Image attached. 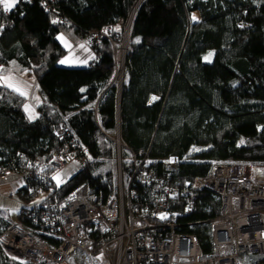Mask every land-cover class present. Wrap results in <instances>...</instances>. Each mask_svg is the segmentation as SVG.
Listing matches in <instances>:
<instances>
[{"label":"trees","instance_id":"obj_1","mask_svg":"<svg viewBox=\"0 0 264 264\" xmlns=\"http://www.w3.org/2000/svg\"><path fill=\"white\" fill-rule=\"evenodd\" d=\"M193 11L200 12V22H191ZM133 12L121 82L107 39L89 44L95 53L89 65H58L67 52L60 33L78 42L105 25L127 22ZM0 18L7 20L0 32V168L43 172V162L62 145L56 131L65 121L89 148L64 185L56 186L53 177L47 189L38 182L15 188L27 201L34 199V187L37 197L45 195L22 207H63L85 183L110 195L117 147L101 128L114 137L119 127L127 146L154 160L175 157L178 164L169 172L175 185L207 174L216 161L264 163V0H20ZM10 61L37 80L44 103L35 120L25 111V98L2 82ZM193 147L200 151L190 156ZM186 155L188 161L179 163ZM123 167L129 179L128 162ZM163 171L160 165L158 173ZM135 183L137 197L146 198L149 189ZM178 204L183 210L185 202ZM177 206L172 210L180 211ZM219 214V199L203 190L195 210L179 219V230L200 238L204 258L211 251V220ZM12 224L0 216V234ZM71 259L78 262L79 254ZM0 264L38 263L17 260L0 244Z\"/></svg>","mask_w":264,"mask_h":264},{"label":"built area","instance_id":"obj_2","mask_svg":"<svg viewBox=\"0 0 264 264\" xmlns=\"http://www.w3.org/2000/svg\"><path fill=\"white\" fill-rule=\"evenodd\" d=\"M0 14L10 15L3 12L2 5ZM133 16L134 12L123 24L105 25L83 37L86 43L110 41L120 82ZM5 26L7 20L0 18V32ZM101 130L117 147L114 191L104 197L85 183L63 207L46 206L40 212L22 207L18 221L0 234V244L8 254L38 264L64 262L77 254L78 264H264V164L217 161L207 174L196 176L184 185H175L169 181V172L178 164L175 157L161 162L154 160L148 153H137L127 146L119 127L114 137ZM56 134L61 137L62 145L51 160L43 162V172L25 167L16 172L0 168V177L6 179L10 173L16 174L17 190L25 183L32 186L35 182L47 189L53 179L51 170L84 160L89 148L81 143L67 121ZM123 150L129 155L124 156ZM126 162L129 179L124 177ZM160 165L164 168L161 174ZM31 177L33 180H29ZM135 181L149 189L146 198L137 197ZM37 188L31 189L30 197L35 196ZM203 190L210 191L220 201V214L211 220L212 245L206 258L200 238L178 229L179 219L195 210L198 193ZM181 201L185 202L183 210L178 204ZM173 205H178L180 211H173ZM25 220H31L49 237L44 239L35 234L33 226ZM23 242L27 244L22 246Z\"/></svg>","mask_w":264,"mask_h":264},{"label":"crops","instance_id":"obj_3","mask_svg":"<svg viewBox=\"0 0 264 264\" xmlns=\"http://www.w3.org/2000/svg\"><path fill=\"white\" fill-rule=\"evenodd\" d=\"M19 4V0L15 7ZM3 6V5H2ZM15 7L7 10L6 12H11L15 9ZM4 10V7H3ZM5 11V10H4ZM58 37V36H57ZM59 42L62 46L67 50V54L65 57L59 60V64L68 66V67H78V66H87L89 65L95 58V53L89 44H85L82 41H74L71 37L67 35H60L58 38ZM64 61V63H61ZM6 74L2 77V82L8 87V84L13 85V87H9L16 92H20L24 96L28 97L27 102V110L28 107L31 109L28 110L29 115H32V108L39 106L44 99H42L39 85L34 76L30 75L29 72L23 71L16 61H10L5 64ZM24 74H28L27 77L29 79H25L23 77ZM32 82V83H31ZM16 89H19L17 91ZM154 97V96H153ZM35 98L36 100H34ZM153 102V98H151L150 103ZM38 108V107H37ZM33 120H35L38 116L37 109L34 111ZM32 118V117H31ZM18 181V176L14 173L10 174L6 179L0 178V193H13L16 192L15 183ZM24 206V205H23Z\"/></svg>","mask_w":264,"mask_h":264},{"label":"rangeland","instance_id":"obj_4","mask_svg":"<svg viewBox=\"0 0 264 264\" xmlns=\"http://www.w3.org/2000/svg\"><path fill=\"white\" fill-rule=\"evenodd\" d=\"M19 2H20V0H19ZM10 13L11 12H8V14H10ZM60 35H64V33H60L58 35V37ZM81 41L83 43H85V44H90V43L84 42L83 39ZM66 54L63 57H65ZM58 65L63 66V67H68V66H64V65L59 64V62H58ZM78 67H84V66H78ZM78 67H68V68H78ZM5 72H6V69H5ZM25 72H27V71H25ZM5 74L3 76H5ZM27 75L28 74H24L23 77L25 79H29L27 77ZM17 93H19L20 95H22L25 98L24 107L27 106V102L29 100L28 97L24 96L20 92H17ZM41 96H42V94H41ZM33 99L36 100L35 98H33ZM42 99H43V96H42ZM43 103H44V101L40 105H42ZM39 106H37V107L39 108ZM37 107H35L34 109L32 108V115L31 116L28 113V110L30 111L31 109L28 107V110H26V107H25V111H26L28 117L31 120H33V118H35L34 117V113L35 112H33V110L35 111L37 109V111H38ZM38 117H39V111H38L37 118ZM198 151H200V148L193 147L189 151V155L192 156L195 153H197ZM81 167H82L81 161L80 160H74L73 162L68 163L67 165H65L63 167H60V168L56 169L54 171V174H53L55 185L56 186H62L65 183H67L81 169ZM10 174H12V173H10ZM33 197H34V199H31V200L27 201L18 193V191L13 192V193H11V192L10 193L9 192L8 193L7 192L6 193L1 192L0 193V216H2L7 221H11L13 223L17 222L18 221L19 211H20V209H21V207L23 205H25V204H29V205L39 204L43 200L45 195L44 194H40L37 197V193H36L35 196H33ZM3 248H4L5 251L8 252V250L5 247H3ZM58 264H78V263L77 262L75 263V261L73 259H70V260H67V261H64V262L58 263Z\"/></svg>","mask_w":264,"mask_h":264},{"label":"snow or ice","instance_id":"obj_5","mask_svg":"<svg viewBox=\"0 0 264 264\" xmlns=\"http://www.w3.org/2000/svg\"><path fill=\"white\" fill-rule=\"evenodd\" d=\"M16 3H17V0H0V5H3L5 11L10 10L11 8L15 7ZM195 19L196 17L193 16V20ZM61 63H64V61H61ZM8 87H13V85L8 84ZM16 90L19 91V89H16ZM153 99H156V97H153ZM25 107L27 110V106Z\"/></svg>","mask_w":264,"mask_h":264},{"label":"clouds","instance_id":"obj_6","mask_svg":"<svg viewBox=\"0 0 264 264\" xmlns=\"http://www.w3.org/2000/svg\"><path fill=\"white\" fill-rule=\"evenodd\" d=\"M2 10H3V6H2ZM3 12H6V11H4L3 10ZM12 12V11H11ZM193 12H195V11H193ZM6 13H8V12H6ZM190 20H191V22L192 23H197V22H200L201 21V19L199 20V21H195V22H193V18L190 16ZM154 97H156L155 95H153ZM153 98V97H152ZM188 159H189V155H186V157H184V158H182V160L179 162V163H181V162H185V161H188ZM217 162V161H216ZM215 163V162H214ZM256 164V163H255ZM261 164H264V163H261ZM213 165V164H212ZM212 167V166H211ZM210 171V170H209ZM67 261V260H66Z\"/></svg>","mask_w":264,"mask_h":264},{"label":"bare ground","instance_id":"obj_7","mask_svg":"<svg viewBox=\"0 0 264 264\" xmlns=\"http://www.w3.org/2000/svg\"><path fill=\"white\" fill-rule=\"evenodd\" d=\"M193 16L196 17L195 21H199L201 19V16H200V12L199 11H195ZM27 243L26 242H23L22 243V246H25Z\"/></svg>","mask_w":264,"mask_h":264}]
</instances>
